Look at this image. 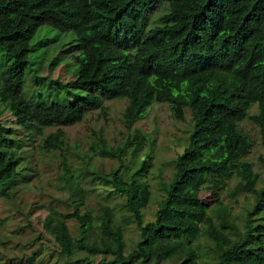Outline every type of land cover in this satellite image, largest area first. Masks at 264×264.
Listing matches in <instances>:
<instances>
[{
	"label": "trees",
	"instance_id": "obj_1",
	"mask_svg": "<svg viewBox=\"0 0 264 264\" xmlns=\"http://www.w3.org/2000/svg\"><path fill=\"white\" fill-rule=\"evenodd\" d=\"M43 25L73 32L85 58L66 83L68 104L29 101L6 93L2 83L0 101L26 138L78 123L106 98L127 102L125 144L117 154L99 152L120 163L96 180L108 188L107 197L122 198L128 217L120 218L105 198L90 204L91 188L68 178L69 212L50 208L43 227L64 264H91L93 258L79 247L67 216L79 239L111 245L106 264H199L203 241L212 243L220 264H264V174L260 178L245 159L253 142L240 128L245 119L258 128L264 165V0H0V50L20 65ZM155 102L168 104L177 120L188 111L192 127L172 177L162 183L154 219L143 222L151 155L142 153L131 169L122 158L129 153L132 161L143 151L146 135L133 125ZM254 104L257 111L249 114ZM13 133L0 120V175L24 160ZM232 176V195L253 199L241 227L229 212L215 224L199 201L203 186L220 190ZM129 223L138 230L131 249Z\"/></svg>",
	"mask_w": 264,
	"mask_h": 264
},
{
	"label": "rangeland",
	"instance_id": "obj_2",
	"mask_svg": "<svg viewBox=\"0 0 264 264\" xmlns=\"http://www.w3.org/2000/svg\"><path fill=\"white\" fill-rule=\"evenodd\" d=\"M155 11L159 12L160 7ZM30 45L32 50L22 65L0 50V89L4 82L6 93L12 91L29 101L40 99L48 104H68L72 99L66 95V83L75 77L85 58L76 46L74 33H62L43 25L37 29ZM126 103L123 98H106L98 109L88 111L82 121L45 128L30 139L18 130L6 105L0 101V120L12 129L13 138L19 140L18 150L24 159L19 167H11L0 175V264H64L43 227L51 216L50 208L64 214L69 212L68 178H77L82 181V186L91 188L90 204L105 198L120 218L128 217L122 198L107 197L108 188L96 180L97 174L108 175L120 163L118 158L99 155V152L117 154L125 144L128 132L122 114ZM256 111L254 104L248 113ZM191 127L188 111L184 120H177L168 104L162 102L153 103L144 117L133 125L146 135L145 147L137 159L130 161L127 153L123 162L130 163L131 169L142 153L151 155V165L144 175L151 189V198L142 211L143 222L154 219L163 194L162 183L172 177L174 159L188 144ZM240 128L253 142L245 159L252 162L253 169L262 178L264 165L259 157L263 148L258 128L249 119L243 120ZM236 181L237 178L232 176L220 190L205 185L199 191L201 207L217 225L220 216L229 212L230 220L241 227L242 214L252 204L249 193L232 195ZM66 221L72 235L78 239L79 247L93 256L90 263L106 264L114 253L111 245L89 244L79 239L76 222L69 216ZM124 227L125 241L131 249L138 230L134 223ZM199 264H220L212 243L203 241Z\"/></svg>",
	"mask_w": 264,
	"mask_h": 264
}]
</instances>
